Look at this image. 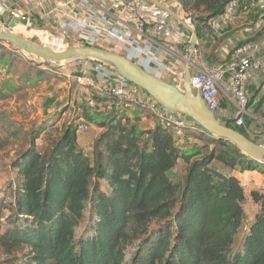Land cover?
Returning a JSON list of instances; mask_svg holds the SVG:
<instances>
[{"label": "trees", "instance_id": "trees-1", "mask_svg": "<svg viewBox=\"0 0 264 264\" xmlns=\"http://www.w3.org/2000/svg\"><path fill=\"white\" fill-rule=\"evenodd\" d=\"M174 1L208 48L207 22L231 0ZM251 40H264V26ZM14 54L0 43V63L20 82L52 78ZM74 112L27 125L0 113V264H264V190L236 177H264V165L196 127L178 138L141 130L125 112ZM80 119L101 129L89 155L77 144ZM248 201L255 211L240 237Z\"/></svg>", "mask_w": 264, "mask_h": 264}, {"label": "built area", "instance_id": "built-area-1", "mask_svg": "<svg viewBox=\"0 0 264 264\" xmlns=\"http://www.w3.org/2000/svg\"><path fill=\"white\" fill-rule=\"evenodd\" d=\"M45 3L46 12L37 28L31 7L9 9L0 3V26L5 27L2 14L8 12L9 18L33 32L32 37L42 46L58 51L65 45L108 50L151 75L166 82L170 79L169 83L178 89H182L185 71L189 70L192 91L218 118L226 108L231 109L237 128H243L245 118L250 116L247 108L250 90L257 86L255 92L264 94V40H251L264 26V0H231L221 14L207 22L213 36L243 32L244 44L227 53L222 64L214 66L206 62L199 42H192V20L181 17L174 0H46ZM23 56L33 68L51 76L71 78L84 91L105 99L104 113L147 114L178 138L187 130H195L183 116L164 110L103 62L93 59L52 62ZM34 102L28 99L20 107L19 118L24 124L35 119ZM89 129L85 122L77 126L78 133Z\"/></svg>", "mask_w": 264, "mask_h": 264}, {"label": "water", "instance_id": "water-1", "mask_svg": "<svg viewBox=\"0 0 264 264\" xmlns=\"http://www.w3.org/2000/svg\"><path fill=\"white\" fill-rule=\"evenodd\" d=\"M2 17L5 19V27L0 26V43H5L30 58L41 61L93 59L103 62L126 81L144 91L164 110L183 116L197 129L231 143L242 154L264 165V145L257 144L238 131L220 124L200 96L192 91L189 70L185 71L182 89H178L174 84L145 72L134 62L108 50L65 45L63 50L58 51L35 44L13 33L12 30L18 25V21L10 19L8 12H4ZM196 40V35L193 34L192 42L195 43Z\"/></svg>", "mask_w": 264, "mask_h": 264}, {"label": "rangeland", "instance_id": "rangeland-1", "mask_svg": "<svg viewBox=\"0 0 264 264\" xmlns=\"http://www.w3.org/2000/svg\"><path fill=\"white\" fill-rule=\"evenodd\" d=\"M1 21V19H0ZM40 26V24H36V28ZM15 34L32 41L35 44L41 45L36 37H32V35H27L24 33H21L18 28H14ZM233 33L230 32L228 36H223V37H217L213 36L214 38L211 41V44L208 48H202L201 51L202 54L204 55H211L213 56L212 51L217 48V57H212V59H217L215 60V63H210V65H218L223 63L225 60L226 54L229 53L232 49L236 48L239 46V44H231L232 42L224 43V40L227 37L232 36ZM230 44V47H229ZM1 45H4L6 49H9L12 52H17L16 55L17 58L21 59L23 57V53L20 51H17L13 49L12 47L8 46L5 43H1ZM223 47L225 49L223 57H219V49ZM205 50V51H204ZM203 55V56H204ZM224 59L223 61H221ZM22 60V59H21ZM4 61H8L7 58L4 59ZM3 61V62H4ZM49 75V74H48ZM51 76V75H49ZM52 78L50 80H32L30 83H24L20 82L16 77L13 72V70H7L3 68L2 62L0 63V113L5 114L9 118L13 120H17L20 124H24L22 120L19 118V113H20V107L22 103H24L28 99H34V104H35V119L33 121L39 120L41 117H45L44 119H47L51 115L56 116L59 115L62 120H67L70 119L71 117L74 116V111L80 109V113L82 109L86 110H92L93 107L99 106L102 110V106L106 104V100L103 101L100 98H95V94L90 92V91H84V89L79 90L77 87H74L71 85L70 90L68 91L67 86L63 85L61 82L64 81L62 78L63 76H51ZM167 80V79H166ZM257 86L253 87L248 96V110H249V115L252 117H255V119H252L250 116H247L245 118V126L243 128H237V130H240L242 133H244L248 139L252 140L253 142L264 145V98L262 99L263 92H255ZM84 91V92H83ZM257 94V97L255 96ZM261 99V101H260ZM87 102V106H83V103ZM92 104V106H91ZM84 107V108H82ZM74 109V110H73ZM70 111H73V114H70ZM92 113L99 114L93 110ZM104 113V112H100ZM224 113H228V116L232 114L231 109H227L224 111ZM224 113L222 115H224ZM91 114V113H88ZM92 116V115H91ZM217 119L220 120L221 123H224L225 121L222 118H218L217 115H215ZM32 121V122H33ZM262 121V122H261ZM88 122V121H87ZM31 123V122H30ZM57 123V122H56ZM62 123V122H61ZM29 124V123H28ZM93 127V125H92ZM90 129L87 132L84 133H78L79 137L82 139L83 138V143H87V135L90 133ZM86 140V142H84ZM82 142V140H81ZM194 143V141H190L189 144H187V148L191 147V145ZM83 150L86 153H91L90 150V145H82ZM178 147H182L184 149L185 147L183 144H178ZM179 171L178 173L172 175L170 174L171 178L175 181L178 180V178L181 175V164H179ZM249 187V186H246ZM245 214H244V221L242 225V230L240 233V237L242 232L244 231L243 229L248 226L250 223L251 219V214L254 213V208L251 204L250 201H248L245 206H244Z\"/></svg>", "mask_w": 264, "mask_h": 264}, {"label": "crops", "instance_id": "crops-1", "mask_svg": "<svg viewBox=\"0 0 264 264\" xmlns=\"http://www.w3.org/2000/svg\"><path fill=\"white\" fill-rule=\"evenodd\" d=\"M45 1L46 0H0V3L5 4L9 9H15V8H21L22 9L23 7L29 6L32 9V17H33L34 22L41 23V21L43 19V13L46 12ZM2 22H5V19L2 18ZM242 37H243V32L241 33L240 31H234L232 36L227 37L224 40V43L232 42L231 43L232 45L234 43L239 44L242 40ZM229 47H230V44H229ZM219 50H220L219 54L221 53L219 55V57L221 58L224 55L223 53H224L225 49L223 47H221V49H219ZM223 60L224 59H222L221 61H223ZM62 78L64 79V81L61 83L65 86H67L68 91L70 90L71 85H73L74 87H77V89H79V90H82L81 87L76 85L72 81L71 78H69V79L65 78V77H62ZM263 87H264V84H263ZM94 96H95V98L97 97L96 95H94ZM101 100L105 101V99H101ZM82 105L87 106L88 104L86 102V103H83ZM91 106H92V104H91ZM78 110L80 111V109H78ZM93 110L99 114L95 115V113H92ZM101 111L102 110L99 106H97V107L95 106V107H93L92 110H89L88 112L91 113L92 117H102L105 113H100ZM248 112H249V110H248ZM125 115L130 120V124H135L141 130H152V129H154L155 126H157L156 120L154 118H152L151 116H148L147 114L135 111V112H127ZM51 116H53V115H51ZM44 118L45 117H41L37 121L38 122L42 121ZM221 118L223 120L232 119V114H230L229 116L224 114L221 116ZM253 119H255V117H253ZM82 122L88 123L90 125L91 131H90L89 135H87V138L89 137V139H87L86 144L83 143L84 137H82V139H81L79 137V135L77 134V144L82 150H83L82 145H90L89 151L91 152L92 142L96 138V136L99 134L101 129H99L95 125L85 121L84 119L78 120L77 124L82 123ZM92 125H93V127H92ZM81 140H82V142H81ZM84 142H86V140ZM1 154L2 153H0V155ZM86 154L89 155L90 153H86ZM236 177L239 178V180L241 181V184L245 187L246 191H249L251 189H263L264 190V177H263V175H261L258 172H245L242 174H236ZM5 181H6V176H4L2 173H0V188L2 187V185L4 184ZM246 186H249V187H246Z\"/></svg>", "mask_w": 264, "mask_h": 264}, {"label": "bare ground", "instance_id": "bare-ground-1", "mask_svg": "<svg viewBox=\"0 0 264 264\" xmlns=\"http://www.w3.org/2000/svg\"><path fill=\"white\" fill-rule=\"evenodd\" d=\"M15 28H18L21 33H24V34H27V35H32L33 34V32L26 31L22 26L17 25ZM14 31L15 30L13 29V33H16Z\"/></svg>", "mask_w": 264, "mask_h": 264}, {"label": "flooded vegetation", "instance_id": "flooded-vegetation-1", "mask_svg": "<svg viewBox=\"0 0 264 264\" xmlns=\"http://www.w3.org/2000/svg\"><path fill=\"white\" fill-rule=\"evenodd\" d=\"M168 82H171L170 79H167Z\"/></svg>", "mask_w": 264, "mask_h": 264}]
</instances>
